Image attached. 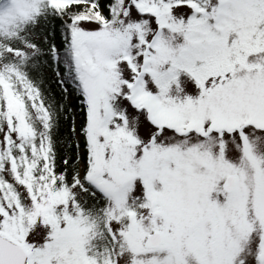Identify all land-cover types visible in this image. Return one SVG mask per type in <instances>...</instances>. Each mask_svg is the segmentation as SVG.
<instances>
[{
  "label": "snow or ice",
  "instance_id": "6c2138e0",
  "mask_svg": "<svg viewBox=\"0 0 264 264\" xmlns=\"http://www.w3.org/2000/svg\"><path fill=\"white\" fill-rule=\"evenodd\" d=\"M0 264H264V0H0Z\"/></svg>",
  "mask_w": 264,
  "mask_h": 264
}]
</instances>
